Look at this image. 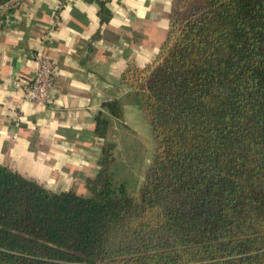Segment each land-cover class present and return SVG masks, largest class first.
Returning <instances> with one entry per match:
<instances>
[{"label":"trees","instance_id":"trees-1","mask_svg":"<svg viewBox=\"0 0 264 264\" xmlns=\"http://www.w3.org/2000/svg\"><path fill=\"white\" fill-rule=\"evenodd\" d=\"M125 78L143 177L139 134L109 138L119 100L87 194L0 163V264H264V0H176L162 56Z\"/></svg>","mask_w":264,"mask_h":264},{"label":"crops","instance_id":"crops-1","mask_svg":"<svg viewBox=\"0 0 264 264\" xmlns=\"http://www.w3.org/2000/svg\"><path fill=\"white\" fill-rule=\"evenodd\" d=\"M176 0H21L0 24V163L54 191L87 194L105 143L96 117L119 100L109 138L137 107L125 76L162 56ZM55 63L51 100H25L12 79L31 81L37 56ZM138 110V109H137ZM139 113V110H138Z\"/></svg>","mask_w":264,"mask_h":264},{"label":"built area","instance_id":"built-area-1","mask_svg":"<svg viewBox=\"0 0 264 264\" xmlns=\"http://www.w3.org/2000/svg\"><path fill=\"white\" fill-rule=\"evenodd\" d=\"M21 0H7L0 3V24H10L9 12L15 8ZM38 68L31 81L12 79L15 87L23 90L25 100L46 104L51 100L50 89L55 75V63L49 57L37 56Z\"/></svg>","mask_w":264,"mask_h":264},{"label":"rangeland","instance_id":"rangeland-1","mask_svg":"<svg viewBox=\"0 0 264 264\" xmlns=\"http://www.w3.org/2000/svg\"><path fill=\"white\" fill-rule=\"evenodd\" d=\"M126 119L127 121L136 129L139 133V136L137 137V140L139 141V149H140V156H139V175L142 178L143 172L153 156L154 152V138L153 134L151 132L150 126L141 118L140 113H138V110L135 108L132 111L128 109V112H126ZM118 138L120 140V146L121 149H126V141L132 138L136 139V137L131 134L128 136V134H119Z\"/></svg>","mask_w":264,"mask_h":264}]
</instances>
